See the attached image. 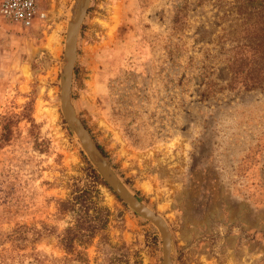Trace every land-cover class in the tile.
<instances>
[{"label": "rangeland", "instance_id": "1", "mask_svg": "<svg viewBox=\"0 0 264 264\" xmlns=\"http://www.w3.org/2000/svg\"><path fill=\"white\" fill-rule=\"evenodd\" d=\"M78 2L0 16V264H162L62 112ZM72 95L174 264H264V0H90Z\"/></svg>", "mask_w": 264, "mask_h": 264}, {"label": "water", "instance_id": "2", "mask_svg": "<svg viewBox=\"0 0 264 264\" xmlns=\"http://www.w3.org/2000/svg\"><path fill=\"white\" fill-rule=\"evenodd\" d=\"M90 0H79L73 19L69 21L65 42V63L61 72V107L66 122L77 135L89 158L98 169L104 181L114 193L131 209L152 222L160 231L163 242V263L174 264V241L167 220L134 194L115 172L104 152L96 143L73 103V79L78 56V42L82 23Z\"/></svg>", "mask_w": 264, "mask_h": 264}, {"label": "built area", "instance_id": "3", "mask_svg": "<svg viewBox=\"0 0 264 264\" xmlns=\"http://www.w3.org/2000/svg\"><path fill=\"white\" fill-rule=\"evenodd\" d=\"M39 15L37 0H0V16L11 22L31 27Z\"/></svg>", "mask_w": 264, "mask_h": 264}, {"label": "trees", "instance_id": "4", "mask_svg": "<svg viewBox=\"0 0 264 264\" xmlns=\"http://www.w3.org/2000/svg\"><path fill=\"white\" fill-rule=\"evenodd\" d=\"M7 119V118H6ZM9 133H10V130L7 132V133H5L4 135H3V139L4 140H8L9 139Z\"/></svg>", "mask_w": 264, "mask_h": 264}]
</instances>
